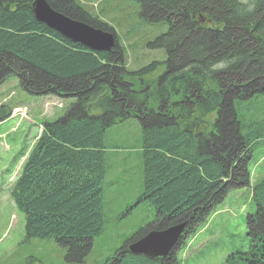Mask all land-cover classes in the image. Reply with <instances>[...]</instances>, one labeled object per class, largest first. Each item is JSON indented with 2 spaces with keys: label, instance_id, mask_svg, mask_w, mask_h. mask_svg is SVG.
<instances>
[{
  "label": "trees",
  "instance_id": "16d2710c",
  "mask_svg": "<svg viewBox=\"0 0 264 264\" xmlns=\"http://www.w3.org/2000/svg\"><path fill=\"white\" fill-rule=\"evenodd\" d=\"M33 1L0 0V86L15 78L30 95L73 101L43 122L10 189L27 238L54 239L72 262L90 253L105 223L106 132L137 119L138 203L148 202L154 218L104 264H179L176 248L157 259L131 254L129 246L180 223L191 233L229 192L250 186L249 162L264 145V0H134L126 42L146 24L164 30L133 45L79 0H46L115 34L116 45L101 52L38 21ZM138 51L164 58L133 69ZM251 191L250 244L228 264H264V177Z\"/></svg>",
  "mask_w": 264,
  "mask_h": 264
},
{
  "label": "rangeland",
  "instance_id": "374dc122",
  "mask_svg": "<svg viewBox=\"0 0 264 264\" xmlns=\"http://www.w3.org/2000/svg\"><path fill=\"white\" fill-rule=\"evenodd\" d=\"M79 1L93 16L112 26L125 45L141 43L164 30L161 25L146 24L126 42V33L132 27L131 16L138 9L134 0ZM147 51H138V60L130 58L131 68L164 58L162 51ZM72 101L54 95H30L22 91L15 78L0 86V106H5L0 115L7 117L0 123V264H104L118 254L125 240L154 218V209L148 202L138 203L142 185L141 129L137 119H130L110 127L105 135V223L102 233L93 240L90 253L82 261L72 262L54 239L27 238L25 215L16 208L10 189L43 122L61 116ZM249 170L250 186L229 192L205 223L186 234L175 253L179 264H228L237 250L248 249L247 217L255 213L251 187L264 177V145L256 149Z\"/></svg>",
  "mask_w": 264,
  "mask_h": 264
},
{
  "label": "water",
  "instance_id": "95a60500",
  "mask_svg": "<svg viewBox=\"0 0 264 264\" xmlns=\"http://www.w3.org/2000/svg\"><path fill=\"white\" fill-rule=\"evenodd\" d=\"M33 13L38 21L67 39L94 51H109L116 45L115 34L87 23L73 20L55 11L46 0H34ZM187 223H180L161 231H152L129 246L130 253L151 258L165 257L178 247Z\"/></svg>",
  "mask_w": 264,
  "mask_h": 264
},
{
  "label": "flooded vegetation",
  "instance_id": "af4514ba",
  "mask_svg": "<svg viewBox=\"0 0 264 264\" xmlns=\"http://www.w3.org/2000/svg\"><path fill=\"white\" fill-rule=\"evenodd\" d=\"M175 252H176V251H175ZM165 257H166V256H165ZM165 257H163V258H165ZM163 258H162V259H163Z\"/></svg>",
  "mask_w": 264,
  "mask_h": 264
}]
</instances>
